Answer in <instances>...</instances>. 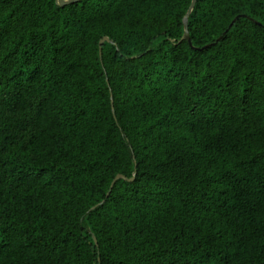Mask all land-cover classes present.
I'll use <instances>...</instances> for the list:
<instances>
[{"label":"trees","instance_id":"trees-1","mask_svg":"<svg viewBox=\"0 0 264 264\" xmlns=\"http://www.w3.org/2000/svg\"><path fill=\"white\" fill-rule=\"evenodd\" d=\"M190 3L0 0V264H264V0Z\"/></svg>","mask_w":264,"mask_h":264},{"label":"water","instance_id":"water-1","mask_svg":"<svg viewBox=\"0 0 264 264\" xmlns=\"http://www.w3.org/2000/svg\"><path fill=\"white\" fill-rule=\"evenodd\" d=\"M56 1L60 5H65V4L72 3V2H75V1H78V0H56ZM195 1L196 0H191V3H190V5H189L184 17H183L184 33H183L181 39L187 40L189 45L191 44V42H190V38H189V35H188V29H187V17L189 15V13L191 12L192 8L194 7ZM107 39H108L107 37H104V38L100 39L99 45H101L103 40H107ZM118 178H123V176L120 175V174H117L114 177V179L112 180L111 184H110V189H111L113 183L115 182V180L118 179ZM94 241H95V239H94Z\"/></svg>","mask_w":264,"mask_h":264}]
</instances>
